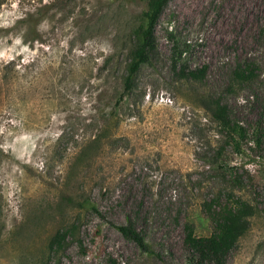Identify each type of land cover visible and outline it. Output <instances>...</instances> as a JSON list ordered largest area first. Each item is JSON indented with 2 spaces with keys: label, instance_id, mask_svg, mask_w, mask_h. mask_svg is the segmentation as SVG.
Returning a JSON list of instances; mask_svg holds the SVG:
<instances>
[{
  "label": "rangeland",
  "instance_id": "obj_1",
  "mask_svg": "<svg viewBox=\"0 0 264 264\" xmlns=\"http://www.w3.org/2000/svg\"><path fill=\"white\" fill-rule=\"evenodd\" d=\"M147 9L0 0V264H189L186 224L210 236L238 201L256 213L227 264H264V0H170L125 93Z\"/></svg>",
  "mask_w": 264,
  "mask_h": 264
},
{
  "label": "trees",
  "instance_id": "obj_2",
  "mask_svg": "<svg viewBox=\"0 0 264 264\" xmlns=\"http://www.w3.org/2000/svg\"><path fill=\"white\" fill-rule=\"evenodd\" d=\"M169 1L148 0V9L144 13L142 24L133 33L135 43L123 79V91L125 93L133 90L138 72L144 64L150 61L157 50L156 26ZM191 75L198 77L196 72H191ZM203 106L223 130L228 131L231 136L240 135L242 137V132L231 120L227 107L222 105L220 101L212 98L204 99ZM255 142L258 145L264 142V126L257 130ZM85 203L92 210L98 211L97 207L89 200ZM228 204L222 208L221 212L215 216L212 215L214 231L210 236H199L195 232L194 225L186 224L184 242L189 252V264H227L230 252L238 241L247 234L250 219L255 215L256 208L243 201ZM115 227L144 253H154L146 236L137 228L136 221L132 217H129L125 224Z\"/></svg>",
  "mask_w": 264,
  "mask_h": 264
}]
</instances>
